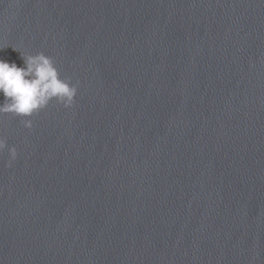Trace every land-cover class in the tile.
<instances>
[{"label": "water", "instance_id": "water-1", "mask_svg": "<svg viewBox=\"0 0 264 264\" xmlns=\"http://www.w3.org/2000/svg\"><path fill=\"white\" fill-rule=\"evenodd\" d=\"M41 52L77 91L0 112V264H264V0H0Z\"/></svg>", "mask_w": 264, "mask_h": 264}, {"label": "clouds", "instance_id": "clouds-1", "mask_svg": "<svg viewBox=\"0 0 264 264\" xmlns=\"http://www.w3.org/2000/svg\"><path fill=\"white\" fill-rule=\"evenodd\" d=\"M23 65L0 59V112H11L20 116H30L34 111L45 107L52 98L71 107L76 95V86L70 85L59 76L58 69L51 57L43 52L22 56ZM31 127V121H25ZM0 140V152L7 148ZM11 159H15V147L9 148Z\"/></svg>", "mask_w": 264, "mask_h": 264}]
</instances>
